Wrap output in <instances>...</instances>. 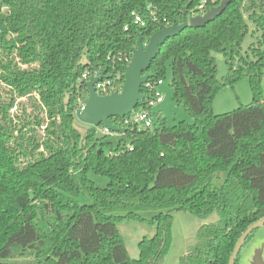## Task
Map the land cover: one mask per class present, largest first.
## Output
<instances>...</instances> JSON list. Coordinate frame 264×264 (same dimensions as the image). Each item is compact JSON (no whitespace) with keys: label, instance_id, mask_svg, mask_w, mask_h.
Wrapping results in <instances>:
<instances>
[{"label":"trees","instance_id":"obj_1","mask_svg":"<svg viewBox=\"0 0 264 264\" xmlns=\"http://www.w3.org/2000/svg\"><path fill=\"white\" fill-rule=\"evenodd\" d=\"M220 2L0 0V264H164L172 210L218 214L198 229L180 264L229 263L241 234L264 218V0H233L206 26L167 39L152 61L136 110L170 62L173 97L193 124L159 118L144 129L114 117L123 129L117 145L95 126H75L88 97L85 72L104 73L121 91L140 35L147 44L184 14ZM249 23L260 34L242 52ZM215 53L228 64L222 79ZM243 78L252 101L216 114V94ZM91 172L108 185L96 186ZM131 219L156 228L139 242L137 259L118 229Z\"/></svg>","mask_w":264,"mask_h":264},{"label":"rangeland","instance_id":"obj_2","mask_svg":"<svg viewBox=\"0 0 264 264\" xmlns=\"http://www.w3.org/2000/svg\"><path fill=\"white\" fill-rule=\"evenodd\" d=\"M250 24V33L245 37L242 43V52H245L249 46L257 40V33L253 35V24ZM217 60L218 77L222 79L228 72V64L225 57L221 53L214 54ZM172 69L168 62L167 75L157 86V92L162 96L163 101L152 108V114L156 123L159 118H165L170 126L178 125L181 121L193 124L195 118L174 99V90L171 87ZM264 90V82H263ZM26 101V100H25ZM252 101V91L248 78L239 80L234 86L228 85L223 87L213 100V109L216 114L227 113L237 109L241 104H249ZM18 113L15 108L11 111ZM75 126L82 132H86L90 125L85 124L76 118ZM97 133L102 136L100 131ZM112 143L117 145L119 135H111L107 137ZM96 186L105 188L109 179L106 176L89 173ZM81 203H85L83 197L79 198ZM174 222L172 227L173 242L171 249L164 264H180L179 258L186 252L187 247L196 244L198 229L206 223H212L218 220V214L213 212L206 218L195 216L189 212L182 210H172ZM155 215L154 212H143L142 216L150 219ZM119 232L124 240L129 255L132 258L139 257V242L144 238H151L156 233V228L148 223L137 220H126L118 223ZM16 264H23V260H12ZM236 264H264V225L254 230L252 235L248 237L243 244Z\"/></svg>","mask_w":264,"mask_h":264},{"label":"water","instance_id":"obj_3","mask_svg":"<svg viewBox=\"0 0 264 264\" xmlns=\"http://www.w3.org/2000/svg\"><path fill=\"white\" fill-rule=\"evenodd\" d=\"M233 0H221L219 5L206 10L203 14L188 17L183 16L182 23H174L155 31L149 38L147 44L142 41V35L137 40L133 55L125 70V83L121 91H115L108 95L96 93L95 84L104 78V73L98 77H91L87 82L88 97L84 101L83 108L75 112V116L81 122L90 126L98 127L104 125L113 131L121 132L123 129L112 122V118L129 115L135 110L139 103H142L146 95L142 92V85L148 78L152 77L147 73L152 61L161 51V46L167 39L181 33L186 27L199 28L206 26L209 22L220 16ZM264 225V218L252 223L240 236L228 264H235L239 252L246 242L248 236L256 229Z\"/></svg>","mask_w":264,"mask_h":264},{"label":"built area","instance_id":"obj_4","mask_svg":"<svg viewBox=\"0 0 264 264\" xmlns=\"http://www.w3.org/2000/svg\"><path fill=\"white\" fill-rule=\"evenodd\" d=\"M199 10H200V13H198V14L205 13L206 12L205 4H202L199 7ZM139 20L140 19L137 18V22H139ZM100 75H101V73L99 71H95L94 73H90L89 71H87L82 75V79L88 82L91 79V77H98ZM147 87H149L150 90L151 89L153 90L154 96L151 99H146L147 103L144 107H140L138 110H136V108H137L136 107L135 110L130 113V114H132V116H130V117H127L128 115L125 116L124 117L125 118V124L138 126V128H144V129L153 127L154 117L152 114V108L154 106L159 105L163 101V98L157 92V87H153L149 83L147 84ZM95 90H96V93L99 95H108V94H111L112 92L117 91V84L111 78L104 76V78L102 80L98 81L95 84ZM83 106H84V102L82 101V102H80V105L77 109L83 108ZM96 129L98 130V132L100 131V133H102V135H106V136L119 135V137L121 136L120 132L113 131L104 125H100V126L96 127ZM129 149L133 150V147H130Z\"/></svg>","mask_w":264,"mask_h":264},{"label":"crops","instance_id":"obj_5","mask_svg":"<svg viewBox=\"0 0 264 264\" xmlns=\"http://www.w3.org/2000/svg\"><path fill=\"white\" fill-rule=\"evenodd\" d=\"M263 82H264V79H263Z\"/></svg>","mask_w":264,"mask_h":264}]
</instances>
